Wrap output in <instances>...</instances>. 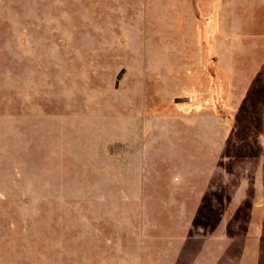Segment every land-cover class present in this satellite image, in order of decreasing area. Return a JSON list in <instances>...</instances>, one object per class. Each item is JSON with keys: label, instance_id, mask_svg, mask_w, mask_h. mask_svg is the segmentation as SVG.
Segmentation results:
<instances>
[{"label": "rangeland", "instance_id": "rangeland-1", "mask_svg": "<svg viewBox=\"0 0 264 264\" xmlns=\"http://www.w3.org/2000/svg\"><path fill=\"white\" fill-rule=\"evenodd\" d=\"M253 139L261 0H0V264H237Z\"/></svg>", "mask_w": 264, "mask_h": 264}, {"label": "crops", "instance_id": "crops-1", "mask_svg": "<svg viewBox=\"0 0 264 264\" xmlns=\"http://www.w3.org/2000/svg\"><path fill=\"white\" fill-rule=\"evenodd\" d=\"M261 3H264V0H261ZM254 131L250 129L247 131L250 134L249 138H258L257 134L255 137ZM255 139L253 140L259 153L254 150L249 151L247 155H238L239 164H243L238 169L239 184H243V190L242 186H239L241 193L239 200L235 195L237 190L234 192V189L230 188L228 183L223 180L226 193L222 188L220 201L217 202L212 196L208 206L207 228L212 233L211 243L217 245L214 246L216 250L222 244L223 248H220L221 251H224L222 259L231 261L236 258L237 264H253L255 262V260L244 259L264 260V140L256 141ZM233 212L237 217V227L236 225L232 226L235 224L234 219L229 220L230 213ZM213 214L216 216L214 222L212 221ZM222 224L225 231L220 233L217 226L219 228ZM231 227L237 228L235 236L228 235L227 229ZM217 234L220 236L218 237ZM224 244L228 245L224 246ZM249 245L254 247L249 248ZM231 250H233V255L229 254Z\"/></svg>", "mask_w": 264, "mask_h": 264}]
</instances>
